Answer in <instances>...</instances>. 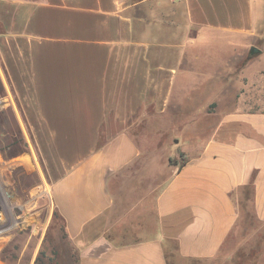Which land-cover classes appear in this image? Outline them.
<instances>
[{
    "label": "crops",
    "instance_id": "0c3cea01",
    "mask_svg": "<svg viewBox=\"0 0 264 264\" xmlns=\"http://www.w3.org/2000/svg\"><path fill=\"white\" fill-rule=\"evenodd\" d=\"M0 40L72 264H238L264 223V0H0ZM172 110L211 120L178 165L136 130Z\"/></svg>",
    "mask_w": 264,
    "mask_h": 264
},
{
    "label": "rangeland",
    "instance_id": "374dc122",
    "mask_svg": "<svg viewBox=\"0 0 264 264\" xmlns=\"http://www.w3.org/2000/svg\"><path fill=\"white\" fill-rule=\"evenodd\" d=\"M8 50L0 40V223L9 226L7 230L0 229V264H72L75 248L65 239L50 206L48 162L44 155V140L48 137L40 136L39 130L35 134L33 127L20 124V79L15 65L16 55H8ZM192 116V112L172 110L162 117V126L137 128L138 139L148 142L153 136L168 138L175 153L171 163L178 165L184 159V153L196 145L195 142H185L189 140L187 137L190 136V140L192 136L203 139L209 132L211 120L201 118V115L199 127L176 125L178 118L187 122ZM16 155L19 157L13 159L12 164H20V168L9 173L7 185L2 180V169L8 159ZM3 212H9L11 217L1 216ZM15 216L20 217L19 227H13L17 223ZM244 217L241 234L233 240L231 256H242L244 261L241 264H264V254L259 258L252 256L264 223L255 221L251 214ZM229 264H236L233 258Z\"/></svg>",
    "mask_w": 264,
    "mask_h": 264
},
{
    "label": "trees",
    "instance_id": "16d2710c",
    "mask_svg": "<svg viewBox=\"0 0 264 264\" xmlns=\"http://www.w3.org/2000/svg\"><path fill=\"white\" fill-rule=\"evenodd\" d=\"M247 193L248 192H246V194ZM53 217H54V219L56 218V220L59 219V216L57 215V213L55 211L53 213ZM241 223H242V221H241ZM60 226H61V229L63 230V225L61 224V222H60ZM262 227H263L262 228L263 229L262 236L260 239L257 240L258 242H257L256 248L253 249L254 253L252 254V256H254V257L257 255V258H259L261 255L264 254V225ZM235 260L238 264H241L244 261L242 256H240V255H236Z\"/></svg>",
    "mask_w": 264,
    "mask_h": 264
},
{
    "label": "flooded vegetation",
    "instance_id": "af4514ba",
    "mask_svg": "<svg viewBox=\"0 0 264 264\" xmlns=\"http://www.w3.org/2000/svg\"><path fill=\"white\" fill-rule=\"evenodd\" d=\"M3 215V214H2ZM4 217H7L9 218L8 216H4ZM15 219L17 220V223L15 224V226L13 227H19L20 225V217L19 216H15ZM1 227H4V230H7L8 228L6 226H4L5 224L4 223H0ZM3 231V230H2ZM1 232V231H0ZM20 235V233L18 234ZM1 251V250H0Z\"/></svg>",
    "mask_w": 264,
    "mask_h": 264
},
{
    "label": "water",
    "instance_id": "95a60500",
    "mask_svg": "<svg viewBox=\"0 0 264 264\" xmlns=\"http://www.w3.org/2000/svg\"><path fill=\"white\" fill-rule=\"evenodd\" d=\"M251 50L255 52L256 51V48L255 47H251Z\"/></svg>",
    "mask_w": 264,
    "mask_h": 264
}]
</instances>
